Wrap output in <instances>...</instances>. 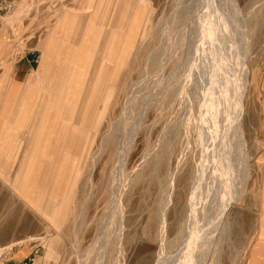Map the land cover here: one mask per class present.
Instances as JSON below:
<instances>
[{
	"label": "rangeland",
	"instance_id": "374dc122",
	"mask_svg": "<svg viewBox=\"0 0 264 264\" xmlns=\"http://www.w3.org/2000/svg\"><path fill=\"white\" fill-rule=\"evenodd\" d=\"M237 6L249 16L239 108L248 174L218 264H243L264 222V0ZM178 7L16 0L0 14V68L22 50L35 72L26 132L0 145V264L25 249L12 264L36 250V264H167L194 181L214 203V141L204 147L201 128L217 127L211 101L223 99L209 86L213 65L171 30Z\"/></svg>",
	"mask_w": 264,
	"mask_h": 264
},
{
	"label": "bare ground",
	"instance_id": "6f19581e",
	"mask_svg": "<svg viewBox=\"0 0 264 264\" xmlns=\"http://www.w3.org/2000/svg\"><path fill=\"white\" fill-rule=\"evenodd\" d=\"M240 13L237 0H179L178 11L171 21L172 32L178 33L182 43L188 42L189 51H192L189 53L193 55L198 52L199 61L206 60L213 65L212 83L209 86L212 85L223 100L222 104L216 103V99L211 101V106L214 105L219 111L217 127L204 122L201 128L202 145L207 147L214 141L210 167L212 176L209 174V179H213L215 184L212 190L214 197L211 199L214 203L202 202L210 200L207 182L204 180V183L196 184L194 181L186 218L176 239L182 240V243L175 247L177 242L175 249L168 255L170 258L167 256L164 259L167 264H204L209 259L210 264H218L220 247L231 229L228 211L244 197L248 164L241 135L239 108L244 51L249 45L248 41L243 42L244 22L249 16ZM193 40H196L195 46L191 45ZM227 83L230 85L227 86ZM221 163L224 175L219 174Z\"/></svg>",
	"mask_w": 264,
	"mask_h": 264
},
{
	"label": "crops",
	"instance_id": "0c3cea01",
	"mask_svg": "<svg viewBox=\"0 0 264 264\" xmlns=\"http://www.w3.org/2000/svg\"><path fill=\"white\" fill-rule=\"evenodd\" d=\"M12 56L14 57L9 61L8 65L5 68H0V145L3 142L6 145L12 144L17 141L15 136L25 134L26 131L20 129L30 117L29 113L31 110L28 108H33L34 87L31 84L32 80H34L35 72L31 70L32 67L29 65L28 56L24 51H17ZM3 58L4 56H1V59ZM44 69L45 66H43V74L46 75L48 70L45 71ZM0 152H3L1 148ZM13 157L14 155L9 158ZM260 223L261 225L258 226L256 236L247 250L243 264H264V222ZM28 254V250L25 249L3 264L20 262Z\"/></svg>",
	"mask_w": 264,
	"mask_h": 264
},
{
	"label": "built area",
	"instance_id": "2783aa9c",
	"mask_svg": "<svg viewBox=\"0 0 264 264\" xmlns=\"http://www.w3.org/2000/svg\"><path fill=\"white\" fill-rule=\"evenodd\" d=\"M15 1L16 0H0V14L10 12L14 8ZM38 60H39V57H37L35 62H37ZM37 254H38V251L36 250L34 252V257L20 264H36V258L38 256Z\"/></svg>",
	"mask_w": 264,
	"mask_h": 264
}]
</instances>
